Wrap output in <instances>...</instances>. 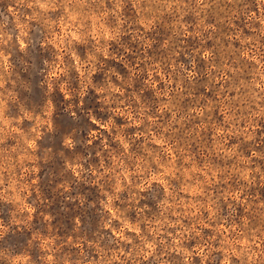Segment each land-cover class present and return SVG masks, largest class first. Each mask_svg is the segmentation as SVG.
<instances>
[{
  "label": "rangeland",
  "instance_id": "1",
  "mask_svg": "<svg viewBox=\"0 0 264 264\" xmlns=\"http://www.w3.org/2000/svg\"><path fill=\"white\" fill-rule=\"evenodd\" d=\"M0 264H264V0H0Z\"/></svg>",
  "mask_w": 264,
  "mask_h": 264
}]
</instances>
